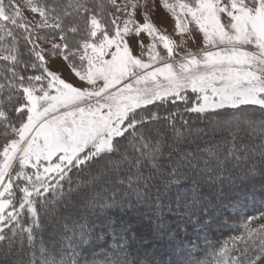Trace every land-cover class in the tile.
I'll use <instances>...</instances> for the list:
<instances>
[{"label":"snow or ice","instance_id":"obj_1","mask_svg":"<svg viewBox=\"0 0 264 264\" xmlns=\"http://www.w3.org/2000/svg\"><path fill=\"white\" fill-rule=\"evenodd\" d=\"M108 2L115 11L108 12L106 20L103 4L96 11L79 2L58 10L59 0L51 5L26 0L28 9L41 18L35 27L59 31L62 43H53L52 52H58L71 72L85 82L76 86L46 66L38 46L28 49L35 61L20 58L16 31L22 30L23 39L33 44V30L16 0H0V61L6 62L0 66V135L4 139L0 145V241L15 244L19 237L18 251L35 255L40 232L38 259L11 261L14 254L9 249L0 264H94L90 249L96 241L106 243L108 237L113 240L114 255L124 256L106 264H129L133 244L147 257L164 239L165 207L178 221L187 218L201 229L212 222L216 206L212 199L197 194L199 184L194 177L206 176L207 182L214 183L231 162L239 165L244 154L256 151L237 141L242 126L255 130L241 106H258L264 112V0H160L175 21L179 44L147 12L141 13L142 23L135 19L141 0ZM72 15L83 19V30L78 23L63 27V17ZM222 15L227 23L222 22ZM190 25L202 34L203 47L181 53L178 50L185 44L184 34L191 32ZM81 31L84 34L70 43L67 33L79 35ZM142 33L149 38L147 45L139 39ZM133 34L140 56L133 54L127 39ZM6 37L11 38V46L4 43ZM21 65L24 71L30 67L40 74L26 76ZM189 90L195 99H190ZM169 101L175 110L165 109L161 115ZM177 102L185 105L183 110ZM220 109H234L238 115L221 117ZM184 112L220 117L213 131L219 129L221 139L198 154L173 153L162 128H170L179 141L185 131L191 132ZM178 114L183 121L179 127ZM259 131L264 158V121ZM85 170L88 178L74 182L71 174L79 176ZM248 171L251 174L255 169ZM161 177L166 186L176 183L173 177L192 180L188 191L177 194L175 207L162 202L155 183ZM65 181L69 195L84 192L83 212L64 219L45 242L42 220L63 202ZM108 181L116 184L111 197L89 196L85 191L89 184L96 187ZM125 186V191L117 190ZM45 194H51V200ZM113 206L121 212L116 219L106 215ZM261 217L264 212L241 217L240 234L225 241L209 264H258L264 259V223L253 226ZM175 239L169 237L168 243ZM196 247L195 241L186 245L181 241L177 250L191 258Z\"/></svg>","mask_w":264,"mask_h":264},{"label":"trees","instance_id":"obj_2","mask_svg":"<svg viewBox=\"0 0 264 264\" xmlns=\"http://www.w3.org/2000/svg\"><path fill=\"white\" fill-rule=\"evenodd\" d=\"M17 2V0H16ZM43 2L48 4H53L54 0H43ZM82 3L86 7L92 9L93 11L98 10L99 5L104 6V18L108 20L110 17L107 16L106 12L109 10L110 3L108 0H59L58 10L66 6L69 3ZM68 11H71L69 8ZM27 19V18H26ZM30 27L33 30V44H28L25 39H23L24 33L22 30H17V48L20 52V58L24 61H35V57L32 56L28 49L37 45L36 36H41L34 33V28L27 20ZM78 23L79 27L83 30L84 21L75 15L63 17V27L66 29L70 24ZM51 34H59L58 30L46 28ZM84 33L81 31L79 35H73L72 33H67L69 42L74 43L75 40L79 39ZM60 35V34H59ZM4 43L11 46V38L6 37ZM39 48V47H38ZM6 62L0 61V66H3ZM38 63V61H37ZM20 70L24 75H37L40 74L35 69L30 67L27 71H24L23 66H19ZM42 71V70H41ZM3 77L0 76V81ZM6 95V92L3 93ZM190 99H195L194 94L188 92ZM181 110L184 109L185 105L182 102H177ZM190 106V105H189ZM175 110L171 101L165 103L161 108V115H164V110ZM221 113V117L229 116L232 114H237L236 110L228 109L227 111L220 109L217 110ZM241 112L247 113V118L254 122V129L242 126V130L239 134L237 143H246L250 148H255L256 151L253 153L249 151L244 154V158L241 160L239 165H235V161L231 162L228 167L222 172L218 173V178L215 182H207V177H194L198 181L199 186L196 191L197 194L202 198H210L214 201L216 210L212 213L213 220L209 227L206 229H201L194 226L193 221L187 220L178 221L177 216L173 213L168 212L167 207L164 208V217L166 222V227L162 230L164 234V239L158 241L156 245L151 249L149 256H145L143 250H139L135 244L129 249V254L127 259L129 264L132 261H142L148 259L151 264H179V261L184 260L185 264L191 259V264H195L199 261L200 264H209V261L213 259L214 252L218 251L221 245L225 241L229 240L230 237L239 235L237 229H241V223L243 219H247L248 216H255L260 212H264V158L260 154V144L261 133L259 131V125L261 121H264V112H261L258 106H241ZM238 115V114H237ZM183 119L189 122L191 127V132L185 131L184 136L180 138L179 141H175L173 133L170 128L164 127L162 131L169 137L168 145H170V150L173 153H184V150H190L191 153H199L201 149L208 147L209 145H214L221 139V133L219 129L216 132L213 131L215 128V120L220 119V117H209L207 115L200 116L195 113H183ZM177 126L179 127L183 121L178 114L176 117ZM159 127V126H156ZM198 132V133H197ZM204 132V134H199ZM231 139V137H229ZM4 142L3 136L0 135V145ZM169 148H165V156H167ZM184 151V152H182ZM175 160V157L173 158ZM254 163V164H253ZM235 165V166H234ZM254 168L255 171L249 174V169ZM171 171V169H168ZM74 182L81 180H86L87 170L80 173L79 176L74 172L71 174ZM191 175V173H189ZM176 183L171 185H165V180L163 177L158 178L155 183L159 187L162 202L165 205L172 204L175 207L176 197L178 193H184L191 188L192 180L190 179H178L173 177ZM102 185V186H101ZM97 184L96 187H92L91 184L86 188L88 195H99L100 197H111L113 195V189H116V184L112 181L101 182ZM65 196L63 202L56 206V215L43 217V237L45 242L50 240L52 236V231L49 226V220L55 223H63L64 219L74 218L77 215L82 214L83 209L81 207V200L84 192H73L71 195L68 194V182H64ZM76 183L73 184V189H75ZM119 192L126 190L125 188L117 189ZM155 188L152 189L155 193ZM51 200V194H45ZM71 204V205H70ZM239 209V211H237ZM106 215L110 219H116L121 215L120 209L118 207H111L106 210ZM205 220L208 217H204ZM97 227H99V221H97ZM9 236L10 232L7 233ZM175 236L176 239L171 243H168L169 237ZM40 232H37L36 246L33 249L35 255H22L19 251V237H17L15 244H10L9 241H0V262L4 261L5 253L11 249L14 254L10 256L11 261H19L23 259L28 261L29 259L39 258V247H40ZM199 237V239H197ZM183 241L184 245L188 241H195L197 247L193 249V255L189 258L186 252H180L177 250V245ZM26 246V242H25ZM183 246V245H181ZM114 243L111 237L107 238V242L101 240L96 241L95 245L90 249V253H94V264H106L107 260H115L117 258H123L124 253H121L119 257L114 255ZM92 259V257H90ZM258 264H264V259L259 260Z\"/></svg>","mask_w":264,"mask_h":264},{"label":"rangeland","instance_id":"obj_3","mask_svg":"<svg viewBox=\"0 0 264 264\" xmlns=\"http://www.w3.org/2000/svg\"><path fill=\"white\" fill-rule=\"evenodd\" d=\"M123 2L124 0H117V3H123ZM17 3L21 6L22 12L24 13L25 17L27 18V20L30 22V24L34 28V33L41 35V36H36V40H37V45L39 49L43 50L42 54L45 57L46 66L51 71L58 72L61 75V77L65 79L66 81L71 82L76 86L84 85L85 82L80 81L79 78L76 77L71 72V70L68 67V62L65 61L58 52L56 53V55H53L52 44L62 43V41L60 40V35L51 34L48 30H46V28L35 27L37 23L41 22V18L39 14H34L28 9V7L26 6V0H17ZM141 4L142 6L136 9L135 19H137L139 22L142 23L143 18L141 16V13L147 12L151 20L153 21V23L156 24L157 27L161 29V31L166 32V34L170 36L173 40H175L177 44H179L181 40V36L176 33L175 21L171 17V15L161 7L160 0H141ZM114 11L115 9L112 6H109V10L106 12V14L108 12H114ZM119 15L123 18L124 13L120 12ZM49 22L51 23V20ZM222 22L223 23L228 22V18L226 17V15H222ZM190 29H191L190 34H184L183 36L185 44L181 46L178 50L181 53L186 52L189 49H191L193 52H197L199 51L201 47H203L202 34L199 33L195 25H190ZM191 37H194V40ZM127 39L131 45L133 54L140 56L141 50H140L139 45L137 44L138 38L133 34L127 37ZM139 39L143 40L145 45L149 43V38L146 34L142 33ZM158 50L160 51L162 56H165V57L167 56V53L163 49L162 46H160ZM144 59H147V57H144ZM176 59H179V56H177ZM77 63H79V61H77ZM189 92L191 91L189 90ZM199 134L202 135L204 134V132H200ZM184 151L191 153V151L187 149ZM174 157L175 155L173 156V158ZM100 185H101V182H100ZM89 196H94V195H89ZM95 196H99V195H95ZM56 214L57 212L54 211L52 215H56ZM48 223H49L52 233H55L58 230V225L62 224V222L57 224L52 220H49ZM261 223H264V217H261L260 219L253 221V226L259 225Z\"/></svg>","mask_w":264,"mask_h":264}]
</instances>
